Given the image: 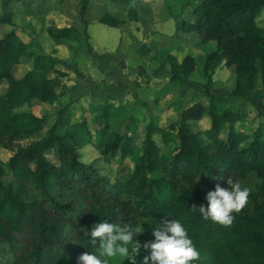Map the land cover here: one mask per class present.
Listing matches in <instances>:
<instances>
[{
    "label": "trees",
    "instance_id": "trees-1",
    "mask_svg": "<svg viewBox=\"0 0 264 264\" xmlns=\"http://www.w3.org/2000/svg\"><path fill=\"white\" fill-rule=\"evenodd\" d=\"M11 1L0 0V147L11 152L5 162L0 159V255L7 253L0 264H78L82 252L101 251L98 240L97 245L89 243L94 224L142 225L136 239L144 243L154 241L155 222L161 218L178 219L185 226L200 252L192 264H264V24L255 19L264 0H196L189 4L188 16L175 22V32L190 34L195 45L212 42L201 64L206 80L223 62L233 74L229 94L252 91L243 101L262 119L245 129L226 94L212 92L182 108L177 123L163 126L150 118L141 135L135 129L112 128L108 103L97 113L76 97L54 105L62 92H57L58 77L66 74V67L18 35ZM91 1L76 0L77 21L47 24V37L54 43L75 40L90 52L83 14ZM120 1L123 16L103 11L97 21L118 28L135 21L138 0ZM166 55L171 80L181 81L196 63L188 53L180 59ZM16 64L26 65L20 76L13 74ZM34 102L47 103L53 111L36 115L21 109ZM201 117H206V126L192 127L191 121ZM153 132L173 145L163 151ZM84 145L105 161L117 157L114 172L81 160ZM125 160L128 174L120 178ZM228 176L251 193L246 207L225 227L203 219L191 206H206L207 192L218 182L227 187L223 178ZM164 186L169 196H159ZM114 258H107L108 264H122Z\"/></svg>",
    "mask_w": 264,
    "mask_h": 264
},
{
    "label": "rangeland",
    "instance_id": "rangeland-1",
    "mask_svg": "<svg viewBox=\"0 0 264 264\" xmlns=\"http://www.w3.org/2000/svg\"><path fill=\"white\" fill-rule=\"evenodd\" d=\"M195 1L138 0L137 19L118 28L97 21V16L103 11L123 16V3L120 0H92L83 14L90 52L75 40L54 43L45 32L47 24L62 25L77 21L76 0H29L25 5L11 1L10 7L18 35L30 40V47L49 53L67 67L66 74L58 77L61 85L57 87V92H62L54 105H62L76 97L85 108L95 107L93 113H97L103 103H108L112 128L120 131L135 129L141 135L142 127L150 118L163 126L167 121L177 123V114L182 108L212 92H222L231 106L240 111L243 127L252 129L262 119L257 115L255 117L249 103L243 101L252 91L245 92L243 96L230 95L233 74L223 62L214 68L207 81L202 74L201 64L204 53L211 48L208 43L212 42L197 46L190 34L175 32L176 20L187 17L189 4ZM263 12L264 8L255 17L259 25L264 24ZM84 38L82 35L81 39ZM167 52L174 54L176 59L188 53L196 60L192 71L181 81L169 78ZM25 69L26 65L16 64L14 76H20ZM2 87L3 84H0V89ZM254 91L261 90L255 88ZM21 109H29L40 115L53 111V106L34 102ZM206 124V117L191 121L192 127H204ZM164 129L168 130L166 127ZM62 130L58 129L59 132ZM43 131L44 128L37 136L42 135ZM91 133L94 139L98 137L95 131ZM152 138L165 152L173 145L172 142L163 143L158 132H153ZM138 151L136 147L134 153ZM10 153L8 149L0 147V159L4 162ZM81 153V160H93L101 170L111 174L114 172L117 157L105 161L91 145L82 146ZM120 167L119 176L122 178L128 174L129 162L125 160ZM169 195V189L164 186L159 196ZM143 256L142 249L137 259ZM0 257L6 258L7 253L1 252ZM120 260L116 256L113 261Z\"/></svg>",
    "mask_w": 264,
    "mask_h": 264
},
{
    "label": "clouds",
    "instance_id": "clouds-1",
    "mask_svg": "<svg viewBox=\"0 0 264 264\" xmlns=\"http://www.w3.org/2000/svg\"><path fill=\"white\" fill-rule=\"evenodd\" d=\"M219 179V178H218ZM227 187L218 182L214 190L206 194L207 205L199 207L193 204L191 209L198 210L203 219H211L225 227L231 226L235 216L248 204L251 189L234 181L231 176L223 178ZM153 229L154 241L141 243L136 237L141 234L143 226L133 228L129 223L109 222L103 220L94 224L84 235L89 243L97 245L101 251H84L77 257L78 264H108L109 257L119 256L122 264L125 260L129 264H192L200 259V252L187 229L178 219L161 218L155 222ZM148 254L138 262L141 250Z\"/></svg>",
    "mask_w": 264,
    "mask_h": 264
},
{
    "label": "crops",
    "instance_id": "crops-1",
    "mask_svg": "<svg viewBox=\"0 0 264 264\" xmlns=\"http://www.w3.org/2000/svg\"><path fill=\"white\" fill-rule=\"evenodd\" d=\"M14 1H17V0H14ZM18 2H20V1H18ZM28 2H29V0H28ZM21 4H23L22 2H20ZM11 4V3H10ZM25 5V4H24ZM11 8V7H10ZM11 13H12V11H11ZM11 18H12V15H11ZM12 21H13V19H12ZM14 22V21H13ZM14 24H15V22H14ZM62 25H66V24H62ZM22 38V37H21ZM23 39V38H22ZM23 40H25V39H23ZM50 40V39H49ZM25 41H27V40H25ZM61 63H62V61H60ZM62 65H64L63 63H62ZM65 67H66V65H64ZM66 69H67V67H66ZM65 93V92H64ZM63 95V94H62ZM66 102V101H65Z\"/></svg>",
    "mask_w": 264,
    "mask_h": 264
}]
</instances>
